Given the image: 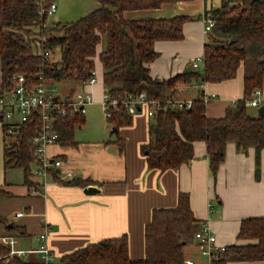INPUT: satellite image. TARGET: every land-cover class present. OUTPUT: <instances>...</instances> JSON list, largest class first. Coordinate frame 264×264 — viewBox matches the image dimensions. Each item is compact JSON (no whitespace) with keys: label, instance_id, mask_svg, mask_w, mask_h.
<instances>
[{"label":"trees","instance_id":"obj_1","mask_svg":"<svg viewBox=\"0 0 264 264\" xmlns=\"http://www.w3.org/2000/svg\"><path fill=\"white\" fill-rule=\"evenodd\" d=\"M51 1L44 0V6ZM96 1L100 8L86 16L41 29L35 0H0V95L3 90L10 91L14 87L13 77H24L31 85L41 82L40 74L46 81L84 84L95 70V59L101 65L102 86L111 96L145 93L147 98L156 101L177 97L179 86L194 84L200 87L204 83L231 80L241 68L243 97L227 107L221 118L206 116L207 105L200 101L201 91L198 90L190 109L162 111L150 118L149 141L140 151L148 169L177 170L194 160V144L202 142L206 147L209 172L215 177L225 159L226 145L234 143L239 151L255 150V177L258 178L259 155L264 149V116L250 114L246 100L254 90L261 89L264 80V0H220L218 7L205 9L204 19L212 20L214 25L206 36L202 66L189 67L165 80L153 79L149 74L148 65L158 56L154 43L182 40V26L191 18L128 20L123 15L189 0ZM38 45L49 51L50 56L58 50V59L51 60L49 56L45 60L37 56ZM98 48L101 49L99 53ZM0 122L4 170H21L24 185L35 187L31 182L34 161L31 140L36 121L11 130V123L2 117ZM106 122L119 129L130 126L132 118L121 107ZM82 123L83 116L57 117L58 144L77 147L74 131ZM8 138L13 141L8 143ZM115 144L123 153L124 141L117 137ZM59 176V171L52 173L53 180L59 183L78 187L89 184V181L74 179L62 182ZM9 196L0 186V199ZM0 223H4L1 218ZM199 229L189 195L179 193L175 207L152 210L151 220L144 229L143 260H130L128 238L123 235L65 254L57 264H185V248L193 245L194 234ZM9 231L17 232V237L25 234L23 228L14 224ZM237 238L254 243L226 247L219 264L264 259V217L243 219ZM9 253L10 247L0 238V264H26L19 256Z\"/></svg>","mask_w":264,"mask_h":264},{"label":"crops","instance_id":"obj_2","mask_svg":"<svg viewBox=\"0 0 264 264\" xmlns=\"http://www.w3.org/2000/svg\"><path fill=\"white\" fill-rule=\"evenodd\" d=\"M94 1L96 3L80 0L78 13L83 16L78 18H65L66 13L60 15L62 5L56 0L51 2L56 5L55 13L58 21H64L63 25L71 23L68 19L78 20L92 12L90 9L100 8V4ZM208 3L207 0L181 1L164 4L157 10L127 12L123 15L124 18L128 16L125 18L128 20L172 19L177 16L191 18L182 26V40L154 43L158 56L148 65L153 79L165 80L178 75L203 55L207 36L204 33L203 13L205 9L217 7L212 0ZM100 50L98 48V53ZM95 65L100 83L97 82L98 86L95 85L92 92L94 104H98L104 88L101 82V65L96 59ZM51 82L48 80L45 84ZM72 84L63 95H57L73 98L85 89L83 84ZM198 90L210 97L206 116L221 118L227 107L243 97V71L239 68L235 78L219 83H204L200 87L194 84L179 86L177 97L194 99ZM260 90L264 97V80ZM249 109L252 111L254 108ZM253 114H257V110ZM85 116L86 114L83 116V123L76 129L84 128ZM131 118L130 126L117 129V134L109 132V137L105 136V131H101L100 134L104 135L95 141H75V148L59 144L49 147V156L61 157L60 174L70 172L74 180L89 181L87 186L99 189L98 194L90 196L83 193L84 187L67 185L63 181L59 183L52 177L48 178L44 186L31 178L35 187L28 188L23 183L21 170L5 171L0 122V186L10 194L9 197L0 199V218L4 222L0 223V238L15 240L13 248L21 252L18 256L26 264H40V255L34 251L39 250L44 243L58 263L59 258L65 254L103 239L123 235L128 238L130 260H143L144 229L151 220L152 210L175 207L179 193L189 195L194 219L199 227L209 226L218 246L254 243L239 240L237 235L243 219L264 217V149L259 155L258 178L255 177V150L248 148L246 152L239 151L234 143L226 145L225 159L215 177L209 172L206 147L202 142L194 144L195 158L191 163L182 165L177 170H150L140 151L141 146L149 141L150 117L141 112ZM104 124L103 130L109 129L110 125L107 122ZM117 137L124 141L123 153L119 152L115 144ZM34 188L39 191L36 196L31 193ZM13 224L23 228L25 234L17 237V232L9 231ZM44 233L46 239L43 241L40 235ZM184 252L185 261L206 264L195 241ZM227 264H264V259Z\"/></svg>","mask_w":264,"mask_h":264},{"label":"built area","instance_id":"obj_3","mask_svg":"<svg viewBox=\"0 0 264 264\" xmlns=\"http://www.w3.org/2000/svg\"><path fill=\"white\" fill-rule=\"evenodd\" d=\"M37 5V15L40 20V28L46 29V19L56 11V5L52 2L46 6L44 0H35ZM204 33L207 34L214 23L210 19H204ZM37 56L47 60L50 52L42 49L38 45L35 53ZM203 64L202 56L195 59L191 65L193 69H198ZM41 82L38 85L29 84L24 77H13L14 87L10 91L3 90L0 95V117L11 123V129L17 128L23 123L36 121L35 135L31 140L33 147V163L31 169L32 178L39 181L44 186L49 177H52L54 171L61 170L62 161L57 157L49 156L48 149L58 144L59 135L56 131V118L65 117L67 114L72 116H84L87 108L94 104L92 88L97 84L96 70L90 72L88 79L84 82V90L73 98L59 97L55 89H47L46 79L40 74ZM201 91V90H200ZM0 92L2 89L0 88ZM200 101L208 105L210 97L205 92H200ZM194 99L171 98L165 101H156L146 97L145 93L138 95L125 94L121 97H113L107 91L103 90L99 105L105 118V121L112 117V113L119 108H124L128 116L133 117L138 113H145L152 117L155 113L168 110H187L190 109ZM246 105L250 108H259L264 105V97L260 89L252 92L250 98L246 100ZM51 109V112L48 110ZM16 124V125H14ZM9 130V131H10ZM11 132V131H10ZM59 179L62 181L73 180L70 172L60 174ZM33 195H38L39 191L33 189ZM21 214H18L20 216ZM46 233L40 235L41 240L46 239ZM197 249L200 255L205 259L206 264H219L222 254L226 247L216 244V237L211 232L208 225H203L194 234ZM2 242L10 247V256L21 255V252L14 250L15 240L2 238ZM41 258L40 264H57L52 252L46 243L42 244L37 251ZM31 253V252H30ZM23 254H27L23 252ZM185 264H192V261L186 260Z\"/></svg>","mask_w":264,"mask_h":264},{"label":"rangeland","instance_id":"obj_4","mask_svg":"<svg viewBox=\"0 0 264 264\" xmlns=\"http://www.w3.org/2000/svg\"><path fill=\"white\" fill-rule=\"evenodd\" d=\"M57 1L59 2L60 5H62V13L60 15L66 13L65 18H69V17L78 18L79 16H83V15H79L81 13H78V12H80V0H56V2ZM90 1H91V3H96L94 0H90ZM210 1L211 0H207V3ZM212 1L215 2V5L217 7L220 5L219 4L220 0H212ZM64 4H66V5L63 6ZM77 6H79V7L77 8ZM99 7H100V5H99ZM90 10L93 11L96 9H90ZM87 12H90V11H87ZM125 18H128V16ZM65 20L67 21V19H65ZM68 20H71V22H72L76 19H68ZM68 22H70V21H68ZM58 23L62 24V23H64V21H58V15L56 13L47 17L46 24L49 27H54ZM35 51H37V50L35 49ZM50 59L51 60L58 59V50H54L53 53H51ZM95 70H96V77L99 81L100 75L98 73L97 68ZM98 83H100V81ZM72 85L73 84L71 82H68L65 80H59V81H55V82H51V83L46 84L47 89H51V88L55 89V92L58 95H63L65 90L67 88L71 87ZM97 86L98 85H96V87ZM256 110H257V108H254L252 111L249 109V113L253 114L256 112ZM87 112H89V113H86V116H85L86 120H85L84 128H82L81 130H78V129L75 130L74 140L76 142H79V141L80 142L81 141H95L98 138H100L101 135H104L102 133L100 134L101 131H105L104 132L105 136L109 137L110 130L109 129L103 130V128L105 127L104 123H106V122H105V118L103 116V113L101 111L100 105L94 104V106H92L90 108L88 107ZM255 115H257V114H255ZM112 137L115 138V135H112ZM7 141H8V143H10L13 141V139L8 138ZM32 170H34V167H32Z\"/></svg>","mask_w":264,"mask_h":264},{"label":"water","instance_id":"obj_5","mask_svg":"<svg viewBox=\"0 0 264 264\" xmlns=\"http://www.w3.org/2000/svg\"><path fill=\"white\" fill-rule=\"evenodd\" d=\"M251 1H253V2L254 1L260 2L261 0H251ZM48 111L51 112V109L48 110ZM257 115L260 116V117H263L264 116V105L261 106V107H259L257 109ZM108 128L110 129V134H113V133L114 134H117V129L112 128L111 126H108ZM99 192H100L99 189L96 188V187H94V186H87V187H84L83 188V193L85 195H88V196H90V195H96Z\"/></svg>","mask_w":264,"mask_h":264}]
</instances>
